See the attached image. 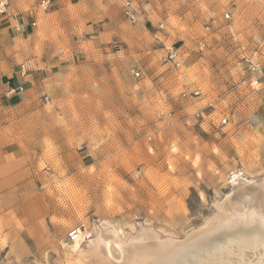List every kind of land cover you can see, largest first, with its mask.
Here are the masks:
<instances>
[{"label":"rangeland","instance_id":"1","mask_svg":"<svg viewBox=\"0 0 264 264\" xmlns=\"http://www.w3.org/2000/svg\"><path fill=\"white\" fill-rule=\"evenodd\" d=\"M44 1L0 41L25 87L0 93V264H87L73 228L119 260L142 227L183 241L263 195L264 0Z\"/></svg>","mask_w":264,"mask_h":264},{"label":"bare ground","instance_id":"2","mask_svg":"<svg viewBox=\"0 0 264 264\" xmlns=\"http://www.w3.org/2000/svg\"><path fill=\"white\" fill-rule=\"evenodd\" d=\"M262 190L263 195L248 192L241 197L239 193V199L230 195L223 201L216 200L217 214L183 241L142 227L137 238L116 242L119 260L114 258L112 240L101 231L88 241L87 247L77 240L71 249L80 258L86 256L87 264H264Z\"/></svg>","mask_w":264,"mask_h":264},{"label":"crops","instance_id":"3","mask_svg":"<svg viewBox=\"0 0 264 264\" xmlns=\"http://www.w3.org/2000/svg\"><path fill=\"white\" fill-rule=\"evenodd\" d=\"M10 3V11L0 12V41L11 40L16 38H23L29 32L32 31V23L35 20L34 15H32V10L34 9V0H7ZM40 2L41 0H36ZM69 0H52L53 3L59 6L60 3L66 4ZM80 1V0H78ZM27 11H30L28 13ZM3 44V43H2ZM14 83V84H13ZM17 82L0 83V93L12 94L9 91L13 88L16 90V86L19 87Z\"/></svg>","mask_w":264,"mask_h":264},{"label":"built area","instance_id":"4","mask_svg":"<svg viewBox=\"0 0 264 264\" xmlns=\"http://www.w3.org/2000/svg\"><path fill=\"white\" fill-rule=\"evenodd\" d=\"M45 5L49 4V0H45ZM7 9V2H0V12H5ZM126 13L127 15H129L130 19L135 21L136 17H135V13L133 12V9L131 7V2H128L126 5ZM226 17H230V13L226 14ZM178 58H179V50L173 45L168 49V53H167V59L171 62H174L175 64L179 65L178 62ZM20 74L22 77H25L26 75V68L25 65H22L21 70H20ZM140 73L138 72L137 75H139ZM19 89L21 91L25 90L24 85H20ZM69 237L71 240L73 241H77L79 239H81L82 237V231L80 228H73L72 230L69 231Z\"/></svg>","mask_w":264,"mask_h":264}]
</instances>
